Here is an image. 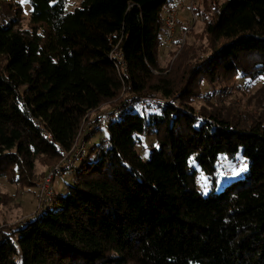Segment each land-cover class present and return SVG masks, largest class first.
Listing matches in <instances>:
<instances>
[{"label":"trees","instance_id":"16d2710c","mask_svg":"<svg viewBox=\"0 0 264 264\" xmlns=\"http://www.w3.org/2000/svg\"><path fill=\"white\" fill-rule=\"evenodd\" d=\"M29 1V27L19 3L0 17V178L16 193L35 186L38 163L73 147L86 115L132 96L109 113L108 134L78 159L64 193L10 232L0 222V264H264V94L257 113L205 104H216L219 83L221 100L233 82L264 77V0H201L207 42L187 41L168 72V0H81L73 10ZM154 93L165 104L142 106ZM240 151L245 171L225 174ZM221 175L230 182L219 190Z\"/></svg>","mask_w":264,"mask_h":264},{"label":"rangeland","instance_id":"374dc122","mask_svg":"<svg viewBox=\"0 0 264 264\" xmlns=\"http://www.w3.org/2000/svg\"><path fill=\"white\" fill-rule=\"evenodd\" d=\"M67 1H68L66 2L67 10H73L81 2V0H67ZM200 1L201 0L185 1L182 7V11L180 13L181 18L178 21L179 25H177L176 28L175 38L173 39L172 42L170 43L167 42L168 47L166 46V49H164L163 45H161L160 47L159 53H160L161 66L164 67L165 69H168L167 72L170 71L172 66L177 62L178 56L182 53L183 48L186 45L187 41H190V43L196 40L200 42L201 41L207 42L206 34L204 31V27H205L204 23L201 21L199 15L196 12V7L199 8ZM0 2H1L0 17L2 15L4 16L3 18L6 19L15 16L17 12L16 3H19L22 9V13L19 11L21 13L19 19L21 25L23 27L30 26L29 16L32 9V5L29 0H27V2H21V0H0ZM185 27L189 28V31L187 33V38L184 42V45L181 46L179 41L182 40L183 38L182 37L183 32L187 30L184 29ZM233 83H230L233 84L231 87L225 89L226 93L224 94V98H222L221 100L219 94L221 95L222 89L220 91L219 87L223 86L224 84L219 83V85L215 87L216 90L213 91V93H216L217 95H215L212 98V101L216 103L215 105H211L209 102L205 103V99L203 98L196 99L193 102V104L197 109H199L201 106L206 104L207 107L211 108L212 110L222 111L224 113L227 112L231 113L227 109V107H231L230 104L237 102L243 112H245V110H252L253 112L257 113L258 105L256 107L255 101L258 96L264 94V88H260L261 85L264 83V79L259 78L255 80L253 84H245L246 82L244 80H240L238 82H233ZM248 85H250L249 88H246V86ZM208 88L209 87L206 84L203 85V91L206 92ZM130 95L131 94H129L128 91H123L118 98L102 104L99 108L91 111L88 115H86V117L83 120L81 129L79 131L78 138H76L77 145L78 146L81 145V142L84 141L85 132H87V130L91 132V134L86 136L87 138H85L88 143L87 148L89 150H90L89 146L97 143L100 140V138H102L104 135H107L108 129L104 124L105 122H103V119H106V117L108 118L109 113L115 110L118 104L124 99H126L128 96L130 97ZM152 99L160 100L164 98L161 94L154 93L152 96L146 98L144 102L142 101L143 103H141V105L143 106L145 104H148L149 100ZM263 99H259V100L263 101ZM207 107L206 109H208ZM126 109L127 108H124L122 111L124 112L126 111ZM148 140L149 137L144 138L142 144L139 145V149L142 152V156L145 159L149 158L150 152L152 150V148H148L149 146ZM88 149L87 151H89ZM101 152L103 151L98 149L95 153L92 154L90 159L96 160L102 155ZM241 159L242 160L245 159L242 154V151H240V153L238 154V160L235 162V164L237 163L236 166L228 168L225 174L238 173L236 175L238 176L239 174L244 172L245 165L247 164L245 162H242ZM60 161L61 160H59L56 163H59ZM55 164L48 167V166H44L41 163H38V166L36 167L38 176L35 182V186L30 188L28 187L21 188L20 193L19 192L16 193L17 185L10 183L9 182L10 180L7 178L6 179L0 178V193L8 196V198H5L4 203L0 205V222L2 224L1 229L5 230L6 232H10L13 229V227H16L19 224H23L25 221L28 220V218H31L32 216L36 215V213L40 210L37 209L39 204L38 183L41 181L42 177L46 174L45 172L50 170V168L53 167ZM75 166L76 169L72 172L63 169L55 175V178L52 181L57 196L61 193V191L64 193L67 190L68 185L74 183V178L78 170L82 166V160H77ZM198 167L199 166L197 165V168ZM230 176L233 177V174H231ZM197 180L199 187L203 191L207 192L209 190V183H208L209 181L207 177L203 174V172H201L200 167H199V175L197 177ZM228 182L230 181H225L224 177H222L221 175V177L219 176L218 185L216 188L221 190L224 187V185L227 184ZM51 206L52 208H54L56 207V204L53 203Z\"/></svg>","mask_w":264,"mask_h":264},{"label":"built area","instance_id":"2783aa9c","mask_svg":"<svg viewBox=\"0 0 264 264\" xmlns=\"http://www.w3.org/2000/svg\"><path fill=\"white\" fill-rule=\"evenodd\" d=\"M185 1L186 0H168L165 6V30L163 36L164 38H166V41L168 40L169 43L172 42L175 38L176 28L177 25H179L178 21L181 18L180 13L182 11V7ZM188 31L189 28L182 34L183 38L179 41L181 46L184 45ZM152 101L161 103L162 105L165 104L164 99H152ZM117 111L118 108L114 110L113 115H115ZM105 120H108V118L106 117V119H103V122L106 123ZM87 149L88 148L86 139H84V141H82L81 145L79 146L77 145L76 139L73 147L70 150L63 152L64 156L62 157L61 161L59 163H56L53 167L50 168V170L46 172V174L42 177L41 181L38 183L39 204L37 209L41 208L44 205H48L54 198L55 189L53 187L52 180H54L55 175L63 169L72 171L75 167L76 160L83 159L85 157Z\"/></svg>","mask_w":264,"mask_h":264},{"label":"crops","instance_id":"0c3cea01","mask_svg":"<svg viewBox=\"0 0 264 264\" xmlns=\"http://www.w3.org/2000/svg\"><path fill=\"white\" fill-rule=\"evenodd\" d=\"M162 41L163 42H162L161 45H163L164 46V49H166V46L168 47V45H167L168 40L166 41V38H163Z\"/></svg>","mask_w":264,"mask_h":264},{"label":"snow or ice","instance_id":"6c2138e0","mask_svg":"<svg viewBox=\"0 0 264 264\" xmlns=\"http://www.w3.org/2000/svg\"><path fill=\"white\" fill-rule=\"evenodd\" d=\"M21 2H27V0H21ZM262 78H264V77H262Z\"/></svg>","mask_w":264,"mask_h":264}]
</instances>
